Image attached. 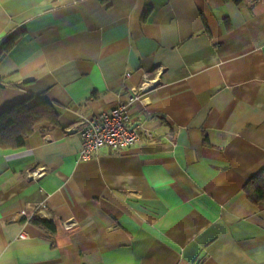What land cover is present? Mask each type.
<instances>
[{
	"label": "crops",
	"instance_id": "1",
	"mask_svg": "<svg viewBox=\"0 0 264 264\" xmlns=\"http://www.w3.org/2000/svg\"><path fill=\"white\" fill-rule=\"evenodd\" d=\"M12 38L0 116L59 120L0 148V264H264V0H0ZM154 78L130 106L151 137L81 159L69 130Z\"/></svg>",
	"mask_w": 264,
	"mask_h": 264
},
{
	"label": "built area",
	"instance_id": "2",
	"mask_svg": "<svg viewBox=\"0 0 264 264\" xmlns=\"http://www.w3.org/2000/svg\"><path fill=\"white\" fill-rule=\"evenodd\" d=\"M130 74H126L129 77ZM159 80L148 79L139 88L130 90L129 99L109 111L83 119L69 130L78 134L82 142L80 158L83 160L94 157L101 149L108 148L122 151L140 142L143 137L150 138L151 134L141 124L131 126L130 106L141 101L148 91L153 89ZM33 178L39 177V172H33ZM20 238H24L23 235Z\"/></svg>",
	"mask_w": 264,
	"mask_h": 264
},
{
	"label": "trees",
	"instance_id": "3",
	"mask_svg": "<svg viewBox=\"0 0 264 264\" xmlns=\"http://www.w3.org/2000/svg\"><path fill=\"white\" fill-rule=\"evenodd\" d=\"M147 16L145 14L144 18ZM15 38L4 43L0 49V57L7 53L14 45ZM1 82V78H0ZM33 98L6 109L0 116V148H21L35 127L42 123L57 126L59 113L49 103L41 101L32 104ZM244 192L250 203L257 205L264 202V170L253 177L244 187ZM31 222L37 227L50 233H55L54 222L38 217L31 218Z\"/></svg>",
	"mask_w": 264,
	"mask_h": 264
}]
</instances>
